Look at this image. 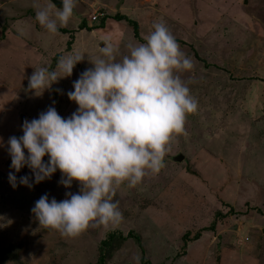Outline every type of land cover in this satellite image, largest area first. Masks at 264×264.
Returning a JSON list of instances; mask_svg holds the SVG:
<instances>
[{"label": "rangeland", "instance_id": "1", "mask_svg": "<svg viewBox=\"0 0 264 264\" xmlns=\"http://www.w3.org/2000/svg\"><path fill=\"white\" fill-rule=\"evenodd\" d=\"M50 3L0 0V54L9 50L15 58L5 64L0 56L1 260L15 264L12 255L21 244L18 264H97L106 233L135 229L143 247L129 238L108 264H264V0H77L71 22L56 34L36 20L37 10ZM101 11L134 19L142 39L156 22L168 27L193 63L192 70L177 74L198 109L187 116L186 133L173 139L158 174L150 173L129 191L121 189L128 187L124 184L117 189L119 224L90 227L68 238L40 226L31 209L45 194L62 201L66 193H78L79 182L71 188L51 183L52 178L35 184L27 166L18 173L10 167L7 142L22 136L23 122L39 118L49 106H59L63 118L77 110L67 93L82 72L94 67L90 59L104 58L106 42L118 49L117 60L129 53L130 44L144 43L126 21L109 16L104 27L103 19L93 22ZM6 22L10 34L3 38ZM23 50L40 59L25 58ZM71 54L84 56L72 76L40 95L20 86L35 68L57 70L58 60ZM178 154L185 159L174 160ZM10 172L18 181L31 177L33 187L13 188L5 176ZM219 212L226 215L218 219L216 233L203 231L184 251L183 234L209 226Z\"/></svg>", "mask_w": 264, "mask_h": 264}, {"label": "clouds", "instance_id": "2", "mask_svg": "<svg viewBox=\"0 0 264 264\" xmlns=\"http://www.w3.org/2000/svg\"><path fill=\"white\" fill-rule=\"evenodd\" d=\"M62 3L59 10L52 2L36 12L49 33L56 34L74 16L77 0ZM143 39L130 44L120 60L118 49L106 42L104 58L90 59L94 67L82 72L73 82L74 91L67 93L78 105L69 118L49 106L39 118L23 122L22 136L9 138L15 172L27 166L39 184L59 170L66 188L74 181L80 184L78 193L68 192L62 201L45 194L35 202L31 211L40 226L75 238L90 227L119 224L123 216L114 201L117 189L125 182L135 187L150 173L158 174L173 139L186 133V118L197 111L198 101L177 73L192 70L193 63L162 22L154 23ZM83 59L71 54L58 60L57 70L35 68L29 89L42 94L60 78L72 76ZM30 180L22 176L18 181L9 173L13 188H31Z\"/></svg>", "mask_w": 264, "mask_h": 264}, {"label": "trees", "instance_id": "3", "mask_svg": "<svg viewBox=\"0 0 264 264\" xmlns=\"http://www.w3.org/2000/svg\"><path fill=\"white\" fill-rule=\"evenodd\" d=\"M105 10V9H104ZM102 12V11H101ZM103 15H98V17L94 20H92L93 22H96L100 19H103L102 21V25L101 26H105L104 24V21L105 19L110 15V13L108 11H103L102 12ZM111 18H114L115 20H119V21H126L128 22L129 24L133 25L134 28H136V32H135V35L142 41V42H145L144 39H142L140 36H139V33H138V23L134 21V19L132 20L131 18L128 17V15L126 14H122L120 15L119 13L115 14V16H111ZM2 36L3 38H5V36H7L8 34H10V25L7 26V22L5 24V26L2 27ZM9 38L11 40H14L16 43L18 42V40L15 38V39H12V37L9 36ZM11 51L9 50H6L5 54L4 53H1L0 56H2L4 54V57L2 58L4 60V63L7 64L8 63V59L9 61L11 60H14L15 58L12 57L13 54L10 53ZM32 53H30L31 55ZM26 55V54H25ZM29 54H27L28 56ZM16 56V55H14ZM44 57V56H43ZM58 57V56H57ZM18 69V67H17ZM29 73L27 74V77H28ZM32 74H30L29 76H31ZM26 77V78H27ZM15 80H18V79H15ZM29 79H24L23 81V84L20 85V81L18 82V85H20L21 87L22 86H25V87H28V84H29ZM0 97H2V93L0 92ZM58 102V100H56ZM57 111L59 113V106L57 108ZM179 155V154H178ZM177 155V156H178ZM184 156V155H183ZM184 159H185V156H184ZM183 159V160H184ZM48 160V157L45 156V161L47 162ZM175 160V159H174ZM10 168V167H9ZM31 173V171L29 172ZM53 175L55 176H52V180H51V183H58V181L60 182L61 181V178H62V173L58 170L56 173H54ZM2 176H4V174H2ZM5 176L9 177V175H6ZM4 176V177H5ZM5 179V178H4ZM9 180V179H8ZM48 182L50 183V181L48 180ZM61 184V183H60ZM156 184V182L154 183ZM62 186H64L63 184H61ZM125 187L128 186L127 183H124ZM65 187V186H64ZM130 188L132 187H127V188H121L123 190H130ZM133 189V188H132ZM23 191H25L23 189ZM144 201V204L146 203L147 204V200L145 201V199H143ZM151 201V200H150ZM226 214H221L220 212L218 214H216V219L214 221H212V223L209 225V226H206L204 228H201L200 230H198L197 232H194V231H191V230H187L183 236H182V242H183V249L184 251H186L187 249V246L198 240L202 234H203V231H207V230H210V231H213L214 233H216V224H217V221L218 219H222L223 217H225ZM129 238H134L136 243L142 248L143 247V239H142V236L140 233H138L135 229H131L129 230L128 233H125L121 230H112V231H109L108 233H106V235L104 236V238L99 242V251H98V254H97V264H108L109 263V260L113 258L114 254L116 252H118L119 250L122 249L124 243L129 239ZM24 246V245H23ZM11 247V246H10ZM4 248L5 250H8V249H11V248ZM21 247L22 245L19 244V247H16L14 249V255H12L13 259L11 260V262H14L15 264H18L20 261V258L17 257L18 256V253L19 251L21 250ZM261 249V248H260ZM180 252L178 253L177 257H181L183 255H185V252ZM8 257V256H7ZM110 260V261H111ZM6 262H3L1 260V257H0V264H5ZM147 262H144L143 264H146Z\"/></svg>", "mask_w": 264, "mask_h": 264}, {"label": "water", "instance_id": "4", "mask_svg": "<svg viewBox=\"0 0 264 264\" xmlns=\"http://www.w3.org/2000/svg\"><path fill=\"white\" fill-rule=\"evenodd\" d=\"M50 1L53 2L55 4V6H57L58 8L63 7L62 0H50ZM174 159L176 161H182L184 159V156L182 154H179L178 156L174 157Z\"/></svg>", "mask_w": 264, "mask_h": 264}, {"label": "crops", "instance_id": "5", "mask_svg": "<svg viewBox=\"0 0 264 264\" xmlns=\"http://www.w3.org/2000/svg\"><path fill=\"white\" fill-rule=\"evenodd\" d=\"M12 39H14V38L12 37ZM9 40H10L12 43H13V41H14V40H11L10 38H9ZM17 40H18L17 43H20V42H19V39H17ZM22 53H23V56H25V58H29V57H31V59H33L34 62H36V61H38V60L40 59V58L37 59V56H30V53H31V52H28V51L23 50ZM25 54H26V55H25ZM27 54H29V55L27 56ZM18 69H19V67H18ZM69 104H70V102L67 104V107H68Z\"/></svg>", "mask_w": 264, "mask_h": 264}, {"label": "built area", "instance_id": "6", "mask_svg": "<svg viewBox=\"0 0 264 264\" xmlns=\"http://www.w3.org/2000/svg\"><path fill=\"white\" fill-rule=\"evenodd\" d=\"M101 14H102V13H101ZM101 14H100V15H101ZM96 16H97V14H95V15L93 16V18L96 19V18L98 17V16H97V17H96Z\"/></svg>", "mask_w": 264, "mask_h": 264}]
</instances>
